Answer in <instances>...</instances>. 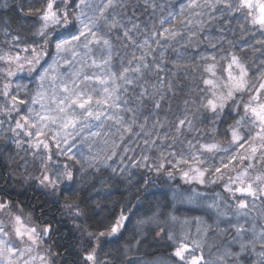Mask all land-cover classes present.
Instances as JSON below:
<instances>
[{"label":"snow or ice","instance_id":"obj_1","mask_svg":"<svg viewBox=\"0 0 264 264\" xmlns=\"http://www.w3.org/2000/svg\"><path fill=\"white\" fill-rule=\"evenodd\" d=\"M0 141L16 178L63 201L74 223L104 211L136 171L178 175L190 187L173 192V208L206 213L181 219L157 205L136 231L154 225L170 264H264V0H184L179 11L166 0H3ZM213 186L222 192L209 199ZM134 207L104 230L76 223L80 264H119L101 259L103 238ZM53 234L0 196V264H56Z\"/></svg>","mask_w":264,"mask_h":264},{"label":"trees","instance_id":"obj_2","mask_svg":"<svg viewBox=\"0 0 264 264\" xmlns=\"http://www.w3.org/2000/svg\"><path fill=\"white\" fill-rule=\"evenodd\" d=\"M2 2L3 0H0V3ZM9 2L11 3L12 0ZM166 2L174 6L175 11H179V6L184 0H166ZM229 35L231 34L229 33ZM244 36L251 42L252 38L247 33ZM235 39L239 42L238 37ZM249 56H251V52H249ZM188 80L185 81V84L190 86L192 79ZM25 82L27 83V81ZM180 104H182V100L173 103V111H177V106ZM168 115L169 118H173L171 113ZM2 143L3 141H0V144ZM8 155L7 152L0 155V196L11 198L14 204L18 203L23 206L25 211H34V215L40 218L41 223H51L54 234L48 243L52 245L54 253L57 251L61 253L59 256H54L59 264H80L82 253L79 252V249L80 244L86 239V234L76 227V223L86 226L92 231L104 230L119 215L122 206H135L133 211L136 214L126 222L127 227L122 230L121 234L116 237L103 238L106 242L103 250L100 251L101 259L105 258L104 253L107 252L119 264H129L130 260L135 264H160L161 262L170 264L172 245L166 239L161 240L156 236L158 229L154 225H146L142 232H137L136 220L145 214L150 215L157 205L165 214L174 211L181 219L206 213L202 208H195L187 204H175V208H173V192L177 189H186V186L180 184L178 177L175 180H169L166 176H157L154 172H147L145 169L136 171V174L130 177L131 183L118 181L115 184L111 189V198L101 201L104 211L96 209L93 212L86 209L87 218H79L74 223L72 217L61 207L63 201L60 203L51 201L34 184L29 186L16 178L13 174L16 164L8 160ZM16 159L19 162V158ZM20 171L22 172L23 169ZM145 178L149 181L146 185L142 183ZM136 185H139V188ZM213 190L217 191L218 187L209 188L207 190L209 191L208 197H212ZM92 208L95 209V205H92ZM96 212H99V215H96ZM174 226L173 224L167 225L168 228L175 231ZM136 239L143 241L138 247L135 244ZM129 245H131L132 253L130 257L124 254L125 248Z\"/></svg>","mask_w":264,"mask_h":264},{"label":"rangeland","instance_id":"obj_3","mask_svg":"<svg viewBox=\"0 0 264 264\" xmlns=\"http://www.w3.org/2000/svg\"><path fill=\"white\" fill-rule=\"evenodd\" d=\"M257 35H259V34H257ZM188 79H192V77L190 76ZM189 81V80H188ZM191 87H195V85L192 83L191 85H190ZM153 155H156L155 153H153ZM177 177L179 178V176L177 175ZM175 179H177V178H175ZM174 179V180H175ZM180 184L181 185H185L181 180H180ZM186 186V189L188 188V187H190V186H188V185H185ZM196 187H198V186H196ZM212 188V187H211ZM214 191V190H213ZM217 191H221L222 192V188H220V187H218V190ZM209 192V191H208ZM226 195V194H225ZM209 199L211 198V196L210 197H208ZM204 211H207L206 209H204ZM174 228H175V232L177 233V234H179L180 233V231H181V225H179V224H175V226H174ZM191 231L193 232V233H195V226L193 225L192 226V228H191ZM55 259V258H54ZM175 259V257H172V260H174ZM56 260V259H55ZM56 264H59V261L58 260H56ZM160 264H162V262L160 263ZM163 264H167L166 262H163Z\"/></svg>","mask_w":264,"mask_h":264}]
</instances>
